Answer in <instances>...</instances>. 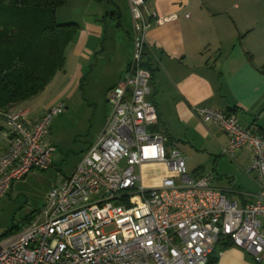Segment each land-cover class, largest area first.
I'll list each match as a JSON object with an SVG mask.
<instances>
[{"label":"built area","instance_id":"built-area-1","mask_svg":"<svg viewBox=\"0 0 264 264\" xmlns=\"http://www.w3.org/2000/svg\"><path fill=\"white\" fill-rule=\"evenodd\" d=\"M128 4L131 58L109 91L111 113L104 128L74 170L58 177L43 207L0 243V264H207L222 238L259 263L264 256V134L241 126L231 112L194 109L203 123L226 135L223 155L233 158L244 148L252 153L259 192L240 205L215 188L211 176H189L182 153L166 149L163 136L151 129L158 112L143 60L149 29L175 15L150 19L144 0ZM63 108L62 103L47 108L32 124L27 110L1 111L10 144L0 155V200L30 171L51 167L55 148L45 137ZM148 163L163 164L174 177H163L153 188L137 185L135 169Z\"/></svg>","mask_w":264,"mask_h":264},{"label":"crops","instance_id":"crops-1","mask_svg":"<svg viewBox=\"0 0 264 264\" xmlns=\"http://www.w3.org/2000/svg\"><path fill=\"white\" fill-rule=\"evenodd\" d=\"M249 2L144 0V13L150 19L153 15H175V19L149 29L143 56L152 73L150 100L158 112L151 129L163 136L166 149L192 156L217 152L226 144V135L215 124L203 123L194 115L193 110L201 107L231 112L241 126L264 134V6H251ZM63 8L68 11L64 23H76L78 30L66 48L64 68L41 92L45 96L48 91H58L56 97L49 101L42 97L40 104L39 94L13 106L27 110L26 121L32 124L47 108L82 90L84 99L96 110L105 104L98 137L111 113L109 91L123 78L131 58L128 0H68ZM95 88L97 98L92 95ZM9 144L0 110V155ZM241 152L242 149L237 153ZM54 153L51 167L55 166ZM251 168L247 171L249 176L256 173ZM135 173L139 178L137 185L145 188L159 186L168 174L160 163L143 164ZM255 177L250 178L256 184ZM215 188L240 205L251 202L258 193L246 192L231 183L226 188ZM217 249L215 264H264V256L256 263L250 253L235 246Z\"/></svg>","mask_w":264,"mask_h":264},{"label":"rangeland","instance_id":"rangeland-1","mask_svg":"<svg viewBox=\"0 0 264 264\" xmlns=\"http://www.w3.org/2000/svg\"><path fill=\"white\" fill-rule=\"evenodd\" d=\"M249 4L264 6V0H250ZM66 12L67 9L63 7L57 10L58 24L66 21L64 17ZM57 93L58 91H54L51 94V91H48L45 96L40 93L38 103L41 104V100L44 101L46 98H49L47 101L54 99ZM92 95L98 97L97 88ZM63 101L59 102L63 104V111L52 119L50 131L45 137L46 141L55 145L53 155L55 166L47 170L30 171L24 178L15 181L8 194L0 200V243L15 235L14 225L21 228L43 207L47 194L58 177L64 176L63 174L69 175L74 170L83 157V150L97 137L105 104L104 106L100 104L96 110L87 99H84L82 90L75 93L71 99L65 98ZM242 150L240 154L236 152L233 158L223 155L221 149L209 152L210 154L204 152L190 156L185 153L186 172L189 176L193 174L198 176L201 173L204 176H211L212 185L215 187L226 188L231 183L246 192L256 193L258 188L250 178L255 177L256 173L252 172L250 176L247 174L253 164L252 153L247 148ZM197 165H203L204 168H190ZM166 176L174 177L170 172ZM9 230L12 232H8Z\"/></svg>","mask_w":264,"mask_h":264},{"label":"trees","instance_id":"trees-1","mask_svg":"<svg viewBox=\"0 0 264 264\" xmlns=\"http://www.w3.org/2000/svg\"><path fill=\"white\" fill-rule=\"evenodd\" d=\"M67 1L0 0L1 111L39 95L64 68L66 48L78 30L76 23L56 22L57 10ZM227 246L232 242L220 239L207 264H215L217 248Z\"/></svg>","mask_w":264,"mask_h":264}]
</instances>
